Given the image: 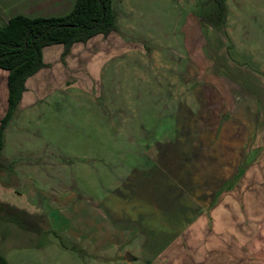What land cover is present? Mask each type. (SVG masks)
Here are the masks:
<instances>
[{
  "label": "rangeland",
  "instance_id": "374dc122",
  "mask_svg": "<svg viewBox=\"0 0 264 264\" xmlns=\"http://www.w3.org/2000/svg\"><path fill=\"white\" fill-rule=\"evenodd\" d=\"M37 1L0 0V12L23 13ZM114 8L116 31L75 43L64 58L61 45L45 47L47 66L27 80L5 132L10 167L0 171V201L42 215L39 234L0 224V251L12 264H126L125 255L102 259L69 241L64 228L79 223L82 204L119 226L182 228L193 213L180 220L171 200L162 196L163 208L138 194L136 173L150 169L151 157L167 170L169 193L194 182L209 193L234 131L264 129V0H115ZM6 76L0 69V117ZM244 84L255 88L257 107ZM188 104L202 111L187 116ZM255 108L259 121L247 127L240 115ZM180 127L193 134L173 137ZM200 144L212 145L208 155Z\"/></svg>",
  "mask_w": 264,
  "mask_h": 264
},
{
  "label": "crops",
  "instance_id": "0c3cea01",
  "mask_svg": "<svg viewBox=\"0 0 264 264\" xmlns=\"http://www.w3.org/2000/svg\"><path fill=\"white\" fill-rule=\"evenodd\" d=\"M74 3L75 0H42L41 2H35L32 8L23 13L16 12L11 16H4L0 12V17H4L3 21H7L10 17L19 14L28 17L61 16L70 12ZM61 47L62 53L63 46L61 45ZM44 49L45 47L43 48V60L47 64ZM87 65L89 68V63ZM207 86L211 88L210 85ZM243 86H245L246 92L250 94V99H252L250 101L255 102L253 99L256 96L255 88L251 84L250 88L245 84ZM237 93L235 94L234 91L231 92V95L235 97ZM23 94L19 105L25 103L23 102ZM203 95H205V92ZM242 95L244 94L242 93ZM192 105L194 104L192 103ZM255 105L257 107L256 102ZM183 109H187V112L190 111V113L186 112L187 116L202 111L201 109H195L192 112L193 109L190 104L187 108L183 105ZM186 113L183 114V118ZM259 115L260 113L255 108L250 114L244 112L240 115L242 119H237L244 120V124L247 126L246 122L259 121ZM229 116L231 117L230 112ZM221 117L226 118V114L223 113ZM256 128L253 130L246 129L247 132H245V129L234 131L233 137L236 141L235 143L231 141L229 144V158H226L227 161L225 160L223 176L221 175V178L215 184L212 185V182L207 184L210 185L209 193H206L201 186L197 187L199 186L198 182H194L192 186L190 185V189L186 191L180 185V188H178L180 192L169 193L167 191L169 189L168 172L167 170L164 171L162 165H159V161L151 157L150 169L136 173L137 178L140 179L137 184L138 194L150 195L153 200L156 197L155 199L158 202L160 199V206L163 208L166 205L161 201L164 198L167 201L171 200L174 207L169 206V208H173V213L177 214L178 212L180 220L188 212L193 213L194 218L185 222L184 227L131 228L129 225L119 226L115 218L106 216L107 219L105 220V215L96 210L98 208H95V206H93L94 212H92L91 217L87 212L83 213L82 204L80 214L76 219V223L77 221L79 223L74 228H64L66 236L72 244L81 243L82 248H88L89 246L98 249L99 252H102L100 256L102 259L116 258L119 261L125 255L126 264H264V187L262 189L257 188L255 192L248 190L249 184H256V186L264 184V129ZM190 134L193 133L184 132V127H180L173 137L179 139L178 137H186ZM213 134L215 135V133ZM253 137L255 138L253 139ZM213 141L211 140V142ZM211 146H201L200 144L197 149L200 147L202 153L203 149L209 150L206 152V155H208ZM259 154L261 155L257 159ZM196 176H198V173L194 174V177ZM144 179H150L151 184L149 186V183L144 185L146 181ZM171 183L173 184V182ZM243 186H248V189L244 190ZM162 187H164V190ZM239 187H241L240 192L238 191ZM173 195H175L178 204L173 201ZM179 197L180 199H178ZM185 199H187L186 202H184ZM204 202H207V204L204 205ZM62 245L68 251H71V249L73 251V248H75V245L70 244L69 246L67 243ZM33 246L41 248L44 244H34ZM110 250H112V255L107 253ZM10 264L12 263L10 262Z\"/></svg>",
  "mask_w": 264,
  "mask_h": 264
},
{
  "label": "trees",
  "instance_id": "16d2710c",
  "mask_svg": "<svg viewBox=\"0 0 264 264\" xmlns=\"http://www.w3.org/2000/svg\"><path fill=\"white\" fill-rule=\"evenodd\" d=\"M115 0H75L72 10L61 16L28 17L14 15L0 23V69L7 72V108L0 119V171L8 173L10 163L3 158L4 134L26 89V80L46 67L43 48L61 44L64 58L73 44L86 43L101 34L116 31ZM39 214L0 201V224L41 233ZM50 232L59 238L58 233ZM61 242V241H60ZM0 264H10L0 251Z\"/></svg>",
  "mask_w": 264,
  "mask_h": 264
}]
</instances>
